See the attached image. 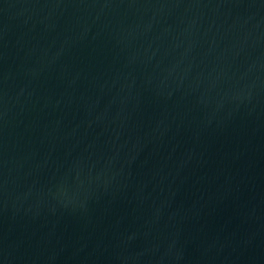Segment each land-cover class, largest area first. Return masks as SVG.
I'll return each mask as SVG.
<instances>
[{
	"label": "water",
	"instance_id": "water-1",
	"mask_svg": "<svg viewBox=\"0 0 264 264\" xmlns=\"http://www.w3.org/2000/svg\"><path fill=\"white\" fill-rule=\"evenodd\" d=\"M0 264H264V0H0Z\"/></svg>",
	"mask_w": 264,
	"mask_h": 264
}]
</instances>
